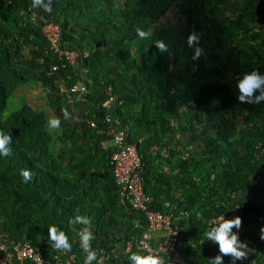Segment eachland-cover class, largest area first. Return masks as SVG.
<instances>
[{"label":"trees","instance_id":"trees-1","mask_svg":"<svg viewBox=\"0 0 264 264\" xmlns=\"http://www.w3.org/2000/svg\"><path fill=\"white\" fill-rule=\"evenodd\" d=\"M51 7L0 0V130L12 137L11 154L0 157V258L29 244L51 263L83 264V225L69 219L86 215L94 264H129L128 255L140 250L122 245L140 240L147 222L120 195L112 164L120 148L102 145L108 134L99 129H119L145 164L151 208L174 215L187 264H211L218 250H209L205 232L236 209L240 234L260 239L252 264H264V205L250 213L245 199L262 188L264 101L241 102L236 87L244 72L264 73V0H52ZM170 12L177 13L174 25L160 24ZM49 23L60 25V53L44 32ZM138 29L149 37L141 39ZM191 34L198 41L189 46ZM66 51L77 53L74 63ZM83 85L118 100L113 110L112 103L90 104L75 125L57 112L71 109L68 92ZM31 87L45 95L44 108L25 100L21 90ZM51 118L60 119L58 128ZM187 136L198 149L178 144ZM23 169L32 174L28 183ZM53 224L69 236L70 251L52 247ZM155 235L151 245L162 238Z\"/></svg>","mask_w":264,"mask_h":264},{"label":"built area","instance_id":"built-area-1","mask_svg":"<svg viewBox=\"0 0 264 264\" xmlns=\"http://www.w3.org/2000/svg\"><path fill=\"white\" fill-rule=\"evenodd\" d=\"M44 32L50 39L54 51H60L59 41L61 39V28L59 24L49 23L45 26ZM71 63H74L77 58L75 51L64 52ZM58 69L54 67V70ZM72 91H77L73 88ZM96 126L95 123H92ZM115 141V144L120 148L112 155L113 172L117 184L120 186V195L136 209L142 210L146 216V232L139 240L133 237L131 240L125 242L122 247L125 251L131 250L136 246L141 253H153L159 256L162 264H187L185 256L181 253L183 246V235L180 229L174 223L173 214H165L161 211L151 208L153 197L149 196L144 189V180L142 171L144 169V162L142 161L139 151L136 146L126 142V134L123 130L109 129ZM236 215L241 216V210H235L225 218H231ZM223 216L214 219L213 222H219ZM242 226V223H241ZM153 234H161L162 238L156 245H151L149 238ZM155 235V236H156ZM155 238V237H154ZM139 240V241H138ZM0 240V245L3 243ZM74 256L70 259L73 260ZM103 259H101L102 261ZM103 262V261H102ZM1 264H65L61 261L51 263L45 260L39 249H35L29 244L17 246L16 251H7L0 258Z\"/></svg>","mask_w":264,"mask_h":264},{"label":"clouds","instance_id":"clouds-1","mask_svg":"<svg viewBox=\"0 0 264 264\" xmlns=\"http://www.w3.org/2000/svg\"><path fill=\"white\" fill-rule=\"evenodd\" d=\"M52 0H32L33 8H42L45 12H52ZM137 35L141 39H147L149 33L144 30H137ZM198 41L196 34L188 37V44L192 46ZM157 46L162 50H166L167 46L158 41ZM200 49L195 50V55H199ZM238 89V100L248 103H260L264 101V73L258 70L244 72L236 81ZM65 118L69 116L67 110H64ZM49 126L58 128L60 126L59 118H51ZM12 137L8 132L0 130V157L11 154ZM23 182L28 183L32 179L30 170L23 169L20 172ZM120 192V190H119ZM242 219L239 215L231 218L223 216L219 222L215 223L205 232V240L216 245L218 252L211 257V264H225L224 257H230L228 264H244L248 258V243L240 239ZM71 225H83L82 229L77 233L79 244L83 252L86 254L83 264H94L97 261L98 250L92 247V241L95 235L92 228V220L86 215H75L69 219ZM48 240L52 242V247L56 250L70 251L72 243L69 236L59 225H50L47 229ZM260 238L264 240V225L260 227ZM129 264H162L159 256L153 253L144 254L139 251L131 252L127 257Z\"/></svg>","mask_w":264,"mask_h":264},{"label":"crops","instance_id":"crops-1","mask_svg":"<svg viewBox=\"0 0 264 264\" xmlns=\"http://www.w3.org/2000/svg\"><path fill=\"white\" fill-rule=\"evenodd\" d=\"M61 83L63 85L62 89H67V85L66 83L61 80ZM76 86L78 87L79 85L76 84ZM37 88H30V92L26 91V89H22L21 92L24 94L29 93L28 95H31L33 92H35ZM68 99H70L73 95H74V101L72 102V107L71 109L68 111L69 116L67 117L68 119L72 120L73 122H77L75 123L78 124V122H84L86 120V114L89 112L90 110V104L93 105H100V104H108V103H112V110L114 109V104L116 105L118 98L117 97H113V98H109L107 97V92H105V90L101 89V88H96L93 90H90L88 88L85 89V85L81 86V88L79 87L77 92L72 93V92H68ZM30 97V96H27ZM63 114V111L57 112V116ZM113 117L114 113L112 112ZM80 125V124H79ZM99 131H103V132H107L108 134V138H106L105 140H103L102 145L105 147H108L110 145H115V141L113 140V136L111 135L112 133L110 131H105L104 129H99ZM178 144L182 146H185L187 143H193L192 147L198 149L199 147V142L196 139L190 140V138H182V139H178ZM183 142V144H181L180 142ZM257 178L259 179L262 188L257 190V191H252L251 193H249V197L245 199L250 203V208L249 211L250 213H253L255 209V204H262L264 205V175H258ZM161 234H157L155 236V238H159ZM240 239L243 241H246L248 243L249 249H248V258L246 261H244V264H252L253 263V256L251 254V251L256 250L259 246H260V239L258 238V236L253 235V234H240ZM161 238V236H160ZM209 250H218L216 245L211 243V246L209 247ZM116 260V259H115ZM225 260V264H228L230 257H224ZM105 264H109L108 261L105 262ZM113 264V263H111Z\"/></svg>","mask_w":264,"mask_h":264},{"label":"rangeland","instance_id":"rangeland-1","mask_svg":"<svg viewBox=\"0 0 264 264\" xmlns=\"http://www.w3.org/2000/svg\"><path fill=\"white\" fill-rule=\"evenodd\" d=\"M176 19H177V13L170 12L167 16H165V19L162 20L160 24L170 27V25L171 26L174 25V22L176 21ZM26 95L27 94L25 92L24 93L25 100L34 104L35 106H38L41 108H44L46 106V103H45L46 97L45 95H43V93H41V90L36 89L35 92H33L31 95H27L30 97H27ZM21 103L22 101H18V103H14V104L16 105V107H20ZM185 121L189 123L188 118H186ZM186 138H188V136Z\"/></svg>","mask_w":264,"mask_h":264}]
</instances>
